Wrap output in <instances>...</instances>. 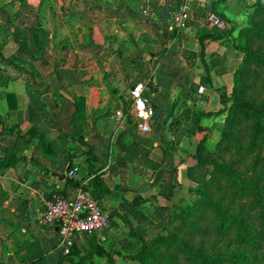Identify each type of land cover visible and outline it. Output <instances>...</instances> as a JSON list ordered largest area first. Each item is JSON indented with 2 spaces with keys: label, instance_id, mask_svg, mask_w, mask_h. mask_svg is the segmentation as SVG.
I'll return each mask as SVG.
<instances>
[{
  "label": "crops",
  "instance_id": "crops-1",
  "mask_svg": "<svg viewBox=\"0 0 264 264\" xmlns=\"http://www.w3.org/2000/svg\"><path fill=\"white\" fill-rule=\"evenodd\" d=\"M254 2L196 0L192 20L211 14L235 33ZM176 4L0 0V264H137L130 256L139 246L123 218L134 227L145 224L124 205L143 199L137 209L151 216L160 207L177 209L192 200L189 169L198 164L195 153L203 140L209 149L216 146L227 116L222 97L233 92L242 55L229 47L231 40H206L204 57L190 61L182 49L198 52L201 45L197 37L189 49L184 34L173 37ZM196 21L203 31L213 29ZM150 81L147 95L156 111L143 133L132 117L119 122L114 115H129L131 88ZM80 99L85 115L75 129ZM178 99L191 114L204 113L202 131L189 135L171 125L170 109ZM191 122L186 120L188 129ZM89 146L111 192L99 191L97 198L112 223L107 231L77 236L68 257L58 226L41 219L53 196L71 197L80 189L69 181L86 184L97 176L90 173ZM71 164L78 168L73 179L67 175Z\"/></svg>",
  "mask_w": 264,
  "mask_h": 264
},
{
  "label": "trees",
  "instance_id": "trees-1",
  "mask_svg": "<svg viewBox=\"0 0 264 264\" xmlns=\"http://www.w3.org/2000/svg\"><path fill=\"white\" fill-rule=\"evenodd\" d=\"M179 3L177 0L176 8ZM249 8L248 24L235 38L232 27L199 33L200 58L204 57L206 40L226 45L231 40L233 48L242 55V62L234 73L232 94L222 97L227 117L215 152H208L203 140L195 153L198 164L189 169V178L196 186L190 189L194 198L174 209L165 232L151 236L148 226L152 217L171 208L160 207L154 215L147 216L137 209L143 199L124 205L145 224L134 227L128 217L123 218L139 246L130 256L137 264H264V0H255ZM179 35L175 31L173 37ZM166 53L167 50L162 56ZM149 87L153 89L151 81ZM198 87L193 85L192 91ZM180 102L178 99L172 103V120ZM84 115L85 100L75 101V129ZM203 115L202 111L187 114V120L192 121L187 134L203 130L200 125ZM81 142L88 146L84 139ZM41 144L47 145L43 139ZM87 155L90 173L97 176L86 184L69 182L85 190L94 187L91 192L98 201L99 191L107 195L111 192L104 182L105 175L98 173L102 167H97L99 160L94 147L89 146ZM11 165L14 163L6 166ZM74 167L71 164L68 171Z\"/></svg>",
  "mask_w": 264,
  "mask_h": 264
},
{
  "label": "built area",
  "instance_id": "built-area-1",
  "mask_svg": "<svg viewBox=\"0 0 264 264\" xmlns=\"http://www.w3.org/2000/svg\"><path fill=\"white\" fill-rule=\"evenodd\" d=\"M195 4L196 0H180L179 6L171 16V26L175 31L184 35L189 32V23L192 20ZM209 20L211 28L226 29L227 27L217 17L212 16ZM148 91L149 82L134 84L130 90L133 103L130 114L125 115L118 111L114 118L123 122L130 116L140 132L150 131L156 109L147 95ZM77 173L78 168L74 167L68 171L67 175L73 179ZM41 221L47 226H58L60 247L63 254L69 256L77 236H93L109 230L112 217L102 204L93 197L90 188L86 190L80 188L71 197L55 195L48 200Z\"/></svg>",
  "mask_w": 264,
  "mask_h": 264
},
{
  "label": "rangeland",
  "instance_id": "rangeland-1",
  "mask_svg": "<svg viewBox=\"0 0 264 264\" xmlns=\"http://www.w3.org/2000/svg\"><path fill=\"white\" fill-rule=\"evenodd\" d=\"M250 12H251V10H250ZM250 12H249V15H250ZM249 15H248V17H249ZM210 17H211V14L207 15L206 13H204V14L198 13L196 15V18L193 19L192 21H190V23H189L190 30H189V32L187 34L184 35V39L187 42L185 44L186 47H189V49L192 48V44L194 42V39L199 36V33L201 31L200 26H199L200 24L198 25L196 20H201V21H203L202 23L205 24L207 22H210V20H209ZM247 24H248V18H246V20H244L243 23L240 24V26L241 27H245ZM194 27L198 28V33H193V28ZM237 34H238V31H236L234 33L233 37L235 38L237 36ZM230 45L231 46H229V47L233 48L232 42L230 43ZM182 51H183V54L185 55V57H188V59L190 61H192V62L194 60H199L200 59V51L195 52V51H191V50H188V49H182ZM238 55H240V54L238 53ZM189 112H190V109H188L187 106L184 103L183 104L179 103L178 107L174 111V116H173V120H172V123H173V126H174L175 130H177V131L183 130L184 132H187L189 130L185 126L186 125L185 123H186V120H187V114ZM223 127H224V125L220 129V136H221V131H222ZM220 136H219V138L217 137L218 138V139H216L217 142L220 140ZM206 149L210 153H214L215 152V148L209 149L208 147H206ZM192 187H196L195 184H193ZM193 198L194 197L192 196V199ZM173 212H174V209L173 210L170 209V210H167V211H165L163 213L154 215V217H152V220H151V222H150V224L148 226V235L151 236V235L157 234L160 231H164L166 229L165 225H166V223L170 222V218L169 217H170L171 213H173Z\"/></svg>",
  "mask_w": 264,
  "mask_h": 264
}]
</instances>
